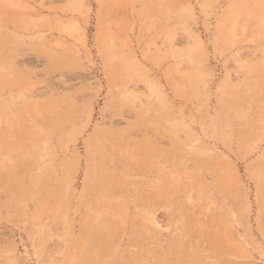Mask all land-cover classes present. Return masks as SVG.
<instances>
[{
  "label": "rangeland",
  "instance_id": "obj_1",
  "mask_svg": "<svg viewBox=\"0 0 264 264\" xmlns=\"http://www.w3.org/2000/svg\"><path fill=\"white\" fill-rule=\"evenodd\" d=\"M0 264H264V0H0Z\"/></svg>",
  "mask_w": 264,
  "mask_h": 264
}]
</instances>
